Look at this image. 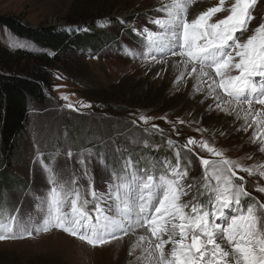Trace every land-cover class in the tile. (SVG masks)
<instances>
[{"label":"snow or ice","instance_id":"6c2138e0","mask_svg":"<svg viewBox=\"0 0 264 264\" xmlns=\"http://www.w3.org/2000/svg\"><path fill=\"white\" fill-rule=\"evenodd\" d=\"M199 3L203 0H160L157 7L143 11V25L135 23L140 12L132 22L121 15L96 23L117 22L135 33L139 38L135 46L118 45L124 54L141 60L146 75L154 72L163 78L165 72L176 73L175 90L188 89L194 102L206 105L205 113L223 114L221 125L203 127V114L191 111L176 120H168L167 115L132 118L133 126L142 121L144 133L158 134L165 142L134 143L145 149L166 146L174 161L165 157L141 165L143 157L125 156L127 150L117 147L118 155L109 162L102 151L68 149L64 155L72 170L67 177V169L54 171L37 146L34 163L47 173L49 188L32 193L33 207L27 211L11 205L7 188L3 189L0 242L35 240L55 232L96 249L127 237V264H264V202L251 195L245 187L249 181L238 175L239 171L255 177L251 183L264 193V156H256L264 154V19L253 14L258 0H218L198 14L190 12ZM66 30L87 31V26L69 25ZM11 45L28 46L15 39ZM61 99L67 101L68 96ZM65 106L81 113L93 107L71 102ZM155 119L170 128L166 131L150 123ZM186 123L196 125L200 138L188 137L184 143L172 139V134H182L179 125ZM233 132L246 134L241 139L256 146L245 157L251 164L231 159L215 146L218 136ZM194 159L203 169L198 177L190 176ZM94 160L109 171L104 191L94 186Z\"/></svg>","mask_w":264,"mask_h":264},{"label":"rangeland","instance_id":"374dc122","mask_svg":"<svg viewBox=\"0 0 264 264\" xmlns=\"http://www.w3.org/2000/svg\"><path fill=\"white\" fill-rule=\"evenodd\" d=\"M158 2L159 0H0V18H16L34 29L56 28L65 31H67L66 26L69 25L88 26L94 22L97 27L107 29L115 38L113 44L108 45L103 52L89 51L87 55L82 56L83 58H77L75 61L77 75L68 73L63 66L55 71L54 87L49 103L44 108L38 107L32 110L31 125L25 139L24 150L17 154L18 158L13 167L14 178H20L28 185L23 187V185L7 183L0 188L2 192L5 187L7 188L11 205H19L25 211L31 210L32 193H43L49 188L47 173L39 163H34L38 159L37 146L43 153L41 158L46 163H50L54 171L67 169L66 177L72 170L71 161H66L64 155L68 149L74 153L86 148H91L94 153L102 151L107 153L109 162L118 155L115 153L117 147L127 150L123 152L125 156L135 149L136 155L132 156L134 159L143 157L144 159L140 161L141 165L154 160H163L165 157L174 161L173 153L166 146L145 149L134 143L141 139H149L153 145L165 142L158 134L144 133L142 121H138V125L133 126L130 120L141 115L157 118L167 115L168 120H176L177 117L185 118V114L189 111L193 114L202 113L205 110L204 105L194 102L189 96L188 89L175 90L174 74L165 72L162 74L163 78L155 77L154 72L146 75L145 65L141 60H133L124 54L116 44L135 46L139 39L126 26L122 28L117 22L103 26L96 23L103 18L114 19L121 15L132 22L135 13L140 12L141 15L135 17V23L143 25L146 23L143 11L157 7ZM217 3L218 0H203V3L197 5L203 4V10H206L207 7L215 6ZM78 9L84 10L81 16L84 14L87 19L78 18ZM253 14L257 20L264 19V0H258ZM12 39L26 43L0 23V45L11 50L35 49V46L29 43H26L27 47L14 48L11 45ZM93 56H98V59L91 58ZM58 76L63 78L58 79ZM62 95H67L68 100H62ZM69 102L77 107L80 103H90L93 107L83 109L82 113L75 112L65 106ZM132 113L135 117L130 116ZM222 116L223 114L217 115L214 111L205 113L202 126L220 124ZM150 123H155L166 131L170 128V125L162 119H155ZM80 126L83 127L84 133L83 136L81 135L82 141L76 144L73 143L72 136L80 135L79 130L82 131ZM179 127L182 129V134L179 137L172 134V139L180 143L186 142L188 137L199 139L201 136L194 131L195 124L186 123ZM204 136L208 138L209 134L204 133ZM120 140L126 144H121ZM215 146L225 150L227 157L245 165L253 162L245 157L246 154L253 152L256 146L246 144L239 133L233 132L225 138L218 136ZM57 149L60 150L59 154H56ZM201 155L211 158L207 153ZM256 156H264V154L256 153ZM91 171L94 186L99 191H104L105 182L109 179V171L98 160L93 161ZM202 172L199 160L194 159L190 176L198 177ZM238 175H244L246 181H249L245 187L251 195L264 202V193L258 192L256 186L251 183L255 177H248L246 173L239 171ZM83 183L87 186L86 180ZM261 186H264V183H261ZM26 191L27 197H25ZM127 240L128 238L125 237L122 243L93 249L66 234L54 232L43 234L35 240L0 242V264H127L129 260ZM70 241L75 242V245L70 247Z\"/></svg>","mask_w":264,"mask_h":264},{"label":"trees","instance_id":"16d2710c","mask_svg":"<svg viewBox=\"0 0 264 264\" xmlns=\"http://www.w3.org/2000/svg\"><path fill=\"white\" fill-rule=\"evenodd\" d=\"M83 11L79 10L78 18L87 19L84 14L81 16ZM0 23L20 40L35 46L32 50H11L0 45V188L7 183L26 187L28 184L22 179L14 178L13 167L17 154L24 150L32 110L44 108L49 103L55 71L63 66L68 73L77 75V58H83L89 51L103 52L115 38L94 22L87 26V31L80 32L34 29L10 17L0 18ZM79 133V136H72L73 143L82 141L84 132L79 130ZM130 154L135 156L136 150H131Z\"/></svg>","mask_w":264,"mask_h":264},{"label":"bare ground","instance_id":"6f19581e","mask_svg":"<svg viewBox=\"0 0 264 264\" xmlns=\"http://www.w3.org/2000/svg\"><path fill=\"white\" fill-rule=\"evenodd\" d=\"M159 2H160V0H159ZM159 2H158V3H159ZM203 9H204V5H203V4H201L200 6H199V5H194V6H192L191 11H192V10H196V12H197V14H198V12H199V11H202ZM156 67L158 68L159 66H156ZM172 74L175 75L176 73H172ZM166 75H167V74H166ZM174 75H173V76H174ZM173 76H172L171 78H173ZM205 106H206V105H204V108H205ZM214 112H215V111H214ZM200 114H203V115H204V114H205V110H203L202 113H200ZM229 119H230V118H229ZM211 125H215V126L219 127V126L221 125V123H220V124L212 123V124H210V126H211ZM224 127L226 128L227 125L225 124ZM239 134H240L241 136L244 135V134H241V133H239ZM226 136H227V135H226ZM226 136H225V137H226ZM225 137H224V138H225ZM254 159H255V157H254ZM57 240H58V239H57ZM58 241H59V240H58ZM67 241H68V239H67ZM59 242H60V241H59ZM57 243H58V242H57ZM59 244H60V243H59ZM64 244H67V243H64ZM69 245H70V247H72L73 245H75V242H71V241H70ZM83 246H85V245H83ZM85 247L88 248L87 246H85ZM129 259H130V258H129Z\"/></svg>","mask_w":264,"mask_h":264}]
</instances>
